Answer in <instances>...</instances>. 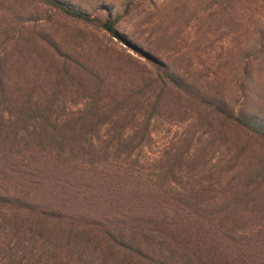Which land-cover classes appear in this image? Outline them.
Listing matches in <instances>:
<instances>
[{
    "label": "trees",
    "instance_id": "1",
    "mask_svg": "<svg viewBox=\"0 0 264 264\" xmlns=\"http://www.w3.org/2000/svg\"><path fill=\"white\" fill-rule=\"evenodd\" d=\"M228 1L219 20L252 36L233 101L127 40L122 14L0 0V264H264V0ZM154 118L184 124L156 155Z\"/></svg>",
    "mask_w": 264,
    "mask_h": 264
},
{
    "label": "rangeland",
    "instance_id": "2",
    "mask_svg": "<svg viewBox=\"0 0 264 264\" xmlns=\"http://www.w3.org/2000/svg\"><path fill=\"white\" fill-rule=\"evenodd\" d=\"M226 1L227 6L235 5L228 0H72L100 20L122 14L116 30L127 40L172 64L183 76L203 85L212 83L218 86L221 95L233 101L236 96L233 73L239 67L237 61L240 62L241 57L247 54L244 42L252 36L243 31L244 27L233 31V13L224 22L219 20L220 16L222 18L219 3ZM127 3L131 4L123 11ZM243 20L247 22L249 19L243 16ZM59 21L54 26H65L64 32L80 36L78 39L82 42L105 48L109 52H123L141 62L143 60L129 46L100 30L96 23L84 25L66 19ZM238 43L243 50L237 55L234 51H237ZM240 65L243 66L242 63ZM249 87L245 92H248ZM259 109L263 111L264 107ZM183 127L182 123L172 124L159 118L152 119L151 139L146 148L148 153H160L177 140Z\"/></svg>",
    "mask_w": 264,
    "mask_h": 264
}]
</instances>
